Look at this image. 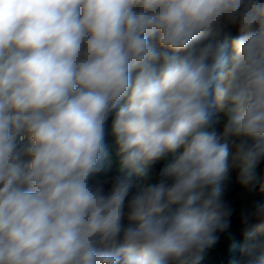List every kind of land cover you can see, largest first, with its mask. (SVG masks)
I'll list each match as a JSON object with an SVG mask.
<instances>
[{"label":"clouds","instance_id":"1","mask_svg":"<svg viewBox=\"0 0 264 264\" xmlns=\"http://www.w3.org/2000/svg\"><path fill=\"white\" fill-rule=\"evenodd\" d=\"M262 161L264 0H0V264H199ZM244 225L264 264V203Z\"/></svg>","mask_w":264,"mask_h":264},{"label":"trees","instance_id":"2","mask_svg":"<svg viewBox=\"0 0 264 264\" xmlns=\"http://www.w3.org/2000/svg\"><path fill=\"white\" fill-rule=\"evenodd\" d=\"M181 151L182 149L176 153L168 154L161 160L156 161L152 166L160 174L161 170L172 163ZM120 159L118 155L114 154V165L121 170ZM123 172L128 174V170H123ZM229 175L236 176V173L230 168L221 182L226 180ZM131 178H137V175L133 174ZM254 185L258 187V185ZM251 191L253 192V190ZM255 201L256 204L264 203V192L259 190L258 195L255 196ZM244 228V212L239 211L233 214L229 218V226L216 234V242L202 254V259L199 261V264H233L234 261L240 260L246 249L258 238V234L245 237Z\"/></svg>","mask_w":264,"mask_h":264},{"label":"rangeland","instance_id":"3","mask_svg":"<svg viewBox=\"0 0 264 264\" xmlns=\"http://www.w3.org/2000/svg\"><path fill=\"white\" fill-rule=\"evenodd\" d=\"M233 34L235 35L236 32L233 30ZM232 55L231 47H229V56ZM217 121H222V114L216 112L214 117ZM217 130L220 128V123L215 125ZM108 145V155L102 163L101 171L97 174L98 178H107L114 175H127L125 172L121 171L114 165V154L118 155V146L115 142V137L111 134V120L109 121V135L106 141ZM120 157V156H119ZM236 173V176L229 175L226 180L221 182L222 187L225 191V198L231 203L232 207L234 208L233 214L241 211L245 212V210L249 209L251 206L256 204L255 196L258 195L260 186L259 184L255 186L254 183H250L244 185L240 183L238 179V171L233 169ZM264 170V161L258 167V172ZM159 179V174L157 169L154 166H151L148 170V174L144 176H138L137 178L132 179L134 183L138 184H145L150 182H156ZM253 190V192L251 191ZM127 224V221L125 222Z\"/></svg>","mask_w":264,"mask_h":264}]
</instances>
